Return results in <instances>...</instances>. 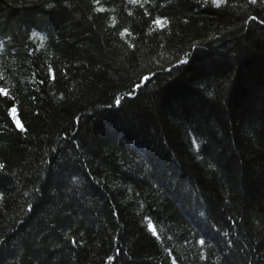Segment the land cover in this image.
<instances>
[{
  "label": "trees",
  "instance_id": "1",
  "mask_svg": "<svg viewBox=\"0 0 264 264\" xmlns=\"http://www.w3.org/2000/svg\"><path fill=\"white\" fill-rule=\"evenodd\" d=\"M0 89V264H264V0H0Z\"/></svg>",
  "mask_w": 264,
  "mask_h": 264
},
{
  "label": "snow or ice",
  "instance_id": "2",
  "mask_svg": "<svg viewBox=\"0 0 264 264\" xmlns=\"http://www.w3.org/2000/svg\"><path fill=\"white\" fill-rule=\"evenodd\" d=\"M220 2H222V0H217V3L219 4ZM252 2L253 3H255L256 2V0H252ZM0 92H3V90L2 89H0ZM3 94H7L6 92H3ZM120 101L119 100H117V104L119 103ZM17 123H18V125H19V121H17ZM153 231H155V229H153Z\"/></svg>",
  "mask_w": 264,
  "mask_h": 264
}]
</instances>
